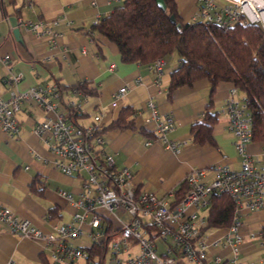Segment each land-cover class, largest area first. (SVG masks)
Instances as JSON below:
<instances>
[{"label":"crops","instance_id":"crops-1","mask_svg":"<svg viewBox=\"0 0 264 264\" xmlns=\"http://www.w3.org/2000/svg\"><path fill=\"white\" fill-rule=\"evenodd\" d=\"M173 1L182 20L193 21L199 9L198 1ZM119 2L0 0V100H7L12 93L32 87H72L86 83L93 94L65 91L63 100L53 99V102L57 103V113L66 110L64 102H81L77 124L82 128L97 125L99 130L114 121L122 107H132L136 110L135 128L101 133L104 153L113 157L116 170L126 169L130 173L136 190L153 193L173 203L174 194L186 183V177L192 171H204L201 182L209 184L214 177L212 169L216 166L240 169V157L233 146L234 137L228 129L226 116L221 113L233 86L218 83L210 97L209 82L201 80L169 94L171 73L179 65L178 55L162 59L160 76L156 75L151 64L122 63L117 48L91 31L97 21L110 14ZM215 4L219 10L227 1L215 0ZM10 17L17 19L18 40L13 35ZM37 21L55 23L53 31L58 36L51 40L36 38L25 24ZM18 75L19 81L11 79ZM126 86L128 89L123 98L115 103L113 95ZM82 95L85 101H82ZM210 98L212 110L218 115L212 127L214 145H198L192 141L191 126L201 121ZM236 98L244 99L239 91ZM149 103L159 120L151 119ZM53 117V113H46L30 101L21 106L16 135H9L0 128V205L44 233L57 235L59 225L69 223L74 213L83 211L82 208H73L61 193L70 194L73 200L80 199L84 176H67L56 169L49 144L33 133L35 123ZM166 118L171 119V126L161 133L159 123ZM141 130L151 135H145ZM169 143H176L179 150L169 149ZM262 147V144L251 142L246 146V152L254 157ZM240 221L243 241L239 259L264 263V209L247 213ZM81 230L80 238L67 243L84 250L92 245L87 238L90 230L87 225ZM213 231L206 238L208 257L221 255L227 260L229 248L214 245L226 229ZM251 231L256 234L253 238L248 236ZM112 236L107 241L105 264H114L109 252ZM52 249L42 241L9 234L0 221V264L10 261L12 264H44L45 260L57 264L51 258ZM77 264L85 262L78 261Z\"/></svg>","mask_w":264,"mask_h":264},{"label":"built area","instance_id":"built-area-1","mask_svg":"<svg viewBox=\"0 0 264 264\" xmlns=\"http://www.w3.org/2000/svg\"><path fill=\"white\" fill-rule=\"evenodd\" d=\"M197 1L199 9L193 20L214 23L220 27L244 20L257 25L264 35V0H226L227 4L219 10L215 0ZM54 24L37 21L28 22L25 26L36 38L51 40L58 36L53 31ZM162 64V59H156L152 64L157 76L162 74ZM11 79L17 82L20 76ZM127 89L128 86L117 91L113 101L116 103L123 98ZM237 92L234 87L230 89L229 99L221 113L226 116L228 129L234 137L233 146L240 157V169L216 166L212 169L214 177L209 184L201 182L204 171H192L186 177L188 189L175 204L153 193L136 190L130 173L126 169H115L113 157L104 153L97 125L82 128L69 119V110L57 113V103L53 102V99H58L56 86L32 87L12 93L7 100H0V128L9 135H16L19 129L18 115L26 102L32 101L46 113H53V118L35 123L32 131L49 144L54 155L52 164L56 169L67 176H84L80 199L73 200L70 194L61 193L73 208H82L83 211L74 213L69 223L59 225L56 228L57 235L44 233L1 205L0 221L11 235L51 245V258L57 264L86 261L84 250L67 243L80 238L83 225L89 227L87 238L91 244L119 234V240L110 248L114 264H255L239 259L243 241L240 219L247 213L264 209V146L254 157L246 152V146L252 142L251 119L247 103L244 99L236 98ZM85 100L82 95V101ZM67 103L77 113L80 111L81 102L69 100ZM149 107L152 110L151 119L159 120L151 103ZM170 126L171 119L166 118L159 123L158 130L165 133ZM168 147L174 152L179 150L176 143H169ZM213 194H227L236 205L233 223L214 242V245L229 248L227 260L221 255L209 258L207 253L208 244L204 233L208 226L207 210ZM118 212L128 216V220L117 217L115 213ZM255 235L252 231L248 234L250 238ZM160 246L164 249H160Z\"/></svg>","mask_w":264,"mask_h":264},{"label":"trees","instance_id":"trees-1","mask_svg":"<svg viewBox=\"0 0 264 264\" xmlns=\"http://www.w3.org/2000/svg\"><path fill=\"white\" fill-rule=\"evenodd\" d=\"M163 1L165 10H161L155 0H122L91 31L113 44L124 64L152 65L156 59L176 53L179 65L171 73L169 94L207 80L211 97L218 83L231 84L243 94L247 103L251 141L264 146V35L260 28L244 20L227 27L198 20L184 22L174 1ZM65 91L93 94L86 83L72 87L57 85L58 99L63 100ZM67 104L64 102L69 119L77 124L78 113ZM135 114L132 107H122L117 118L97 134L114 129H134ZM217 116L210 98L201 121L191 126L193 143L214 145L212 127ZM141 132L151 135L144 130ZM187 189L184 182L174 194L173 203L180 201ZM235 208V202L227 194H213L205 231L228 228L233 223ZM107 241L93 243L84 249L87 254L85 264H105ZM44 264L51 263L45 260Z\"/></svg>","mask_w":264,"mask_h":264},{"label":"water","instance_id":"water-1","mask_svg":"<svg viewBox=\"0 0 264 264\" xmlns=\"http://www.w3.org/2000/svg\"><path fill=\"white\" fill-rule=\"evenodd\" d=\"M157 6L161 9V10H165V4L163 0H155ZM9 22L11 24V26L14 28L13 30V35L14 37L18 40L19 39V29L17 27V19L15 17H10L9 18ZM89 264H93V263H89Z\"/></svg>","mask_w":264,"mask_h":264},{"label":"rangeland","instance_id":"rangeland-1","mask_svg":"<svg viewBox=\"0 0 264 264\" xmlns=\"http://www.w3.org/2000/svg\"><path fill=\"white\" fill-rule=\"evenodd\" d=\"M171 55H177L176 53H173V54H171ZM170 56V55H169ZM168 57V56H167ZM116 214V216L117 217H120L121 219H123L124 221H126L127 220V216L125 215V214H121V213H115ZM213 232H215V231H213V230H207L205 233H204V238L206 239L208 236H210ZM119 240V234H114L113 236H112V239L110 240V242H109V249L111 248V246H112V244L114 243V242H116V241H118ZM160 249H164L163 248V246H160ZM109 252H110V250H109Z\"/></svg>","mask_w":264,"mask_h":264}]
</instances>
